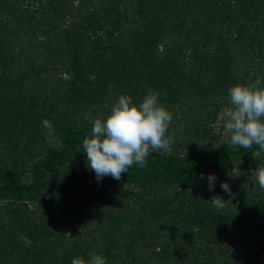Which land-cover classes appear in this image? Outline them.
Segmentation results:
<instances>
[{"label":"trees","instance_id":"16d2710c","mask_svg":"<svg viewBox=\"0 0 264 264\" xmlns=\"http://www.w3.org/2000/svg\"><path fill=\"white\" fill-rule=\"evenodd\" d=\"M257 77L264 0H0V264H264V150L214 129ZM149 91L174 143L97 182L86 116Z\"/></svg>","mask_w":264,"mask_h":264},{"label":"clouds","instance_id":"9594fccd","mask_svg":"<svg viewBox=\"0 0 264 264\" xmlns=\"http://www.w3.org/2000/svg\"><path fill=\"white\" fill-rule=\"evenodd\" d=\"M228 97L230 107L223 109L222 121L223 132L229 136L230 144L246 149L257 145L264 150V83L261 78L230 86ZM106 107L109 111L105 116H86L92 124L91 135L82 142L86 166L95 174L97 182L106 176L119 181L131 166L146 167L150 151L170 150L174 134H168V129L173 117L158 102V93L149 91L139 104H134L130 96L119 95ZM43 126L47 130L46 136L53 139L55 129L51 122L45 119ZM253 175L259 187L264 189V166H257ZM200 178L204 179V175ZM216 179L213 174H208L210 191L214 189ZM220 187L232 195L227 182H221ZM226 201L218 195L211 197L217 210L223 209ZM71 264H107V260L100 254L90 253L87 261L74 257Z\"/></svg>","mask_w":264,"mask_h":264},{"label":"rangeland","instance_id":"374dc122","mask_svg":"<svg viewBox=\"0 0 264 264\" xmlns=\"http://www.w3.org/2000/svg\"><path fill=\"white\" fill-rule=\"evenodd\" d=\"M227 107H230V105L222 107L220 109V111L218 112L216 123H215V127H214L215 130L220 128V139H224V140H229L230 139L229 136L224 134V132H223L222 112H223V109H225Z\"/></svg>","mask_w":264,"mask_h":264}]
</instances>
